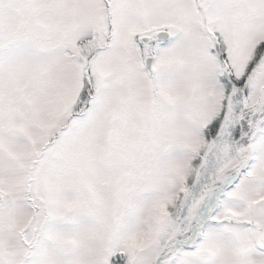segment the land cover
Here are the masks:
<instances>
[{
	"label": "snow or ice",
	"instance_id": "6c2138e0",
	"mask_svg": "<svg viewBox=\"0 0 264 264\" xmlns=\"http://www.w3.org/2000/svg\"><path fill=\"white\" fill-rule=\"evenodd\" d=\"M0 264H264V0H0Z\"/></svg>",
	"mask_w": 264,
	"mask_h": 264
}]
</instances>
